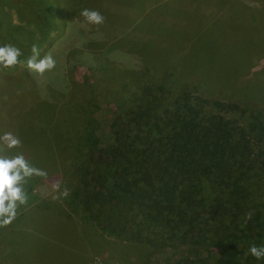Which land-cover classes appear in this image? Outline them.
<instances>
[{
  "label": "trees",
  "instance_id": "16d2710c",
  "mask_svg": "<svg viewBox=\"0 0 264 264\" xmlns=\"http://www.w3.org/2000/svg\"><path fill=\"white\" fill-rule=\"evenodd\" d=\"M159 1L134 5L139 7L130 11L133 17L129 29H134L138 19ZM72 2L67 0L66 4ZM53 3L0 0V46L19 48L22 55L18 59L24 61L32 55L33 45L37 56L41 55L39 59L48 55L40 49L49 30L65 33V42L78 39L84 31L73 24L82 25L84 21H77L81 16L74 10L64 21H69V30L64 32L61 22L53 21ZM102 7H96V11L104 16L107 7ZM9 9L15 10L19 24L11 21ZM98 31L108 36L110 52L125 48L116 43L129 40L121 37L117 27L109 33ZM116 32L120 36L112 42ZM88 34L83 35L85 47L105 45V39L89 38ZM126 48L132 55L130 46ZM146 51L133 52L146 55ZM82 53L77 48L69 51L65 67L56 61L52 70L43 73L48 92L38 93L34 104L39 109L36 113V108L32 109L40 129L29 149L28 155L34 160L30 163L47 175L61 171L59 191L40 199L29 186L31 177L27 178L22 185L27 202L20 205L13 220H21L29 206H36L37 216L58 219L77 231L80 227L75 219L81 215L84 224L96 227L103 236L140 249L141 264H147L155 253H179L175 264H264V258L257 260L248 253L250 245L264 244V107L212 97L203 82L173 77L176 70L168 62L147 58L140 62L137 56L129 64L133 63V70L124 67L114 74L125 77L117 90L114 86L115 109L108 118L104 140L95 115L96 96H111L112 90L105 94L98 85L102 80L101 75L96 76L99 59L98 63L84 62L80 60ZM76 60L90 70L78 79L72 71ZM35 74L27 68L0 71V77H9L5 85L9 80L18 82L23 75L27 77L32 95L39 90ZM131 87L134 89L129 91ZM67 90L68 99L63 100ZM3 92L10 96L8 90ZM15 92L19 94L13 97L22 93L19 89ZM48 98L59 108H52L53 101L47 102ZM50 117L54 122L51 139L41 126L43 122L51 124ZM5 152L4 148L3 156L8 154ZM54 176L58 175L53 173L49 178ZM58 192L64 195L61 202ZM26 214L29 224L48 231L47 225L36 226V212L32 214L29 208ZM166 258L170 261L169 255ZM3 263L7 264L5 257Z\"/></svg>",
  "mask_w": 264,
  "mask_h": 264
},
{
  "label": "rangeland",
  "instance_id": "374dc122",
  "mask_svg": "<svg viewBox=\"0 0 264 264\" xmlns=\"http://www.w3.org/2000/svg\"><path fill=\"white\" fill-rule=\"evenodd\" d=\"M53 1L52 8L55 15L53 21L55 24L61 22L59 24L63 31L65 30L64 32L69 30L67 29L69 21L66 23L64 21L72 16L74 10L80 15L83 9L96 10L98 7V10H102L104 9L103 5L107 7V14L104 15L102 12L106 19L98 25L89 24L80 15L81 19L77 21H84V23L82 25L73 24L84 31L82 35L78 36V39L71 38L65 42V33L59 30H49L48 37L40 49L43 54L51 55L55 61H58V65H63V67H65V62L69 61L68 52L76 50V48L82 50L83 59L80 60H84V62L89 60L88 63L91 61L98 63L99 59L100 71L97 70L96 76L101 75L102 80H99L98 85L105 89V94L108 93V90H112L113 94L111 96H96L98 109L95 115L101 122L103 131L100 132V135L104 140L108 136L107 123L115 109L112 99L114 86L117 90V87L122 84L121 80L125 77L122 73H118L119 76L115 77L114 74L117 71L120 72V69L124 67L128 71L133 70L131 69L133 63L129 64L137 56H140L137 57L140 62L146 58L163 64L168 62L167 65L173 66L176 70L173 77L178 75L180 78L176 79L182 80L186 76L203 82L207 86L206 88L211 91L212 97H220L227 101H239L242 104L255 105L259 108L264 107V0H160L142 18L138 19L132 30L129 29L133 17V13L130 11L139 7H133L134 5L143 6L146 4V0H136V4L134 0H118V2L113 0H74V4L72 2L70 5L66 4L67 0ZM7 13L14 24H19L18 15L14 9L7 10ZM115 27L122 33L121 37L129 40L125 43H116L118 47L124 46L125 48L110 52L108 36L98 30L104 29V31L107 30L106 33H109ZM85 31L89 33V38L105 39V45L95 44L96 46H94L92 43L91 48L85 47L82 44L83 35L87 34ZM118 36H120L118 33L111 36L112 42ZM126 46H130L132 55L126 53L128 51ZM164 48H167L168 52ZM97 49L101 51H97ZM143 50H147L146 55L133 52ZM40 57L41 55L36 59L39 60ZM175 57L177 58L175 59ZM171 58H173V62H171ZM80 60H76L72 68L76 79L86 72H90L88 65L81 63ZM18 61L22 60L18 59ZM106 61L109 65L115 64L109 66ZM123 63H127V65ZM15 66L0 67V71L17 72L26 68L23 63H18ZM12 68L17 69L13 70ZM59 69L61 70L60 67ZM126 74L128 75V72ZM8 78L0 77V134L11 132L20 140V145L14 149H6L5 154L8 152L7 155L10 157L21 154L31 165L30 161L34 163V160L33 156L29 157L28 155L29 149L32 148L35 135L40 129L32 109L35 110L37 106L34 104V99L37 98L38 93L48 92L47 80L43 78V73L35 74L34 78L38 83L39 90L35 88L37 91L32 95V91H29L31 82L27 77L23 75L18 82L9 80L5 85ZM90 81H93V78ZM41 88L43 89L41 90ZM17 89L21 92L25 90L26 93L24 91L19 96L13 97L12 95L19 94L18 91L15 92ZM133 89L131 87L127 91ZM6 90L11 92L10 96H8L9 94L6 96L3 92ZM68 93V90L64 92L63 100L68 99ZM48 99L50 100L47 102L53 101L50 103L53 104L52 108H59L54 100ZM22 105H26L25 108H20ZM37 109L39 108H36L35 113ZM43 116H46L45 112H43ZM8 117L11 118V125H9ZM53 123V121L51 124L43 122L41 125L47 134H50V139L52 138ZM3 151L4 148L0 145V156H3ZM43 173V175L32 176L28 181L33 192L40 195V199L53 191H59L58 183L62 176V172L59 170L53 172L58 175L54 176V179L49 178L53 173L49 175L46 172ZM56 196L59 202L63 201L62 192ZM19 208L20 205L17 209ZM29 208L32 214L36 212V226L47 225L48 231L40 230V228L29 224L30 218L26 214ZM25 212L23 213L24 218L12 220L13 224L11 225L0 224V243L5 250L4 254L1 251L0 264H4V257L7 259V264H141L144 261L143 256H140L143 253L135 245L119 243L103 236L96 227L84 224L81 215L76 216L75 219L80 227V230L76 231L68 223L57 222L58 219L37 216L39 210L36 206L35 208L29 206ZM43 219L45 224L41 223ZM43 237L51 242L47 240L43 243ZM17 240L19 253L14 254L13 248L9 247H13ZM163 254H152L147 264H175L180 256L179 253ZM167 255H169L170 261L166 258Z\"/></svg>",
  "mask_w": 264,
  "mask_h": 264
},
{
  "label": "clouds",
  "instance_id": "9594fccd",
  "mask_svg": "<svg viewBox=\"0 0 264 264\" xmlns=\"http://www.w3.org/2000/svg\"><path fill=\"white\" fill-rule=\"evenodd\" d=\"M80 15L93 25L101 24L104 19L96 10L83 9ZM31 52L32 55L26 60L18 61V57L22 55L21 50L4 44L0 46V67L8 68L23 63L30 73L36 74H42L55 67L56 61L51 55L36 59L38 53L35 45L32 46ZM0 145L5 149H14L20 145V140L11 132H3L0 134ZM43 174L40 169L31 166L21 154L0 156V224H9L16 216L17 207L26 204L27 195L22 185L27 178ZM248 253L257 260L264 258V244L250 245Z\"/></svg>",
  "mask_w": 264,
  "mask_h": 264
},
{
  "label": "crops",
  "instance_id": "0c3cea01",
  "mask_svg": "<svg viewBox=\"0 0 264 264\" xmlns=\"http://www.w3.org/2000/svg\"><path fill=\"white\" fill-rule=\"evenodd\" d=\"M44 239H43V243L44 242H47V240H49V239H46L45 237H43ZM49 242H51L50 240H49ZM47 246V245H46ZM2 247H1V243H0V254H2V252H3V254H4V252H5V250H3V248L1 249ZM9 248H13L12 249V251L14 252V254H18L19 253V242H18V240L16 241V244H14L13 245V247H9ZM49 248H50V246H49ZM51 249V248H50ZM2 251V252H1Z\"/></svg>",
  "mask_w": 264,
  "mask_h": 264
}]
</instances>
